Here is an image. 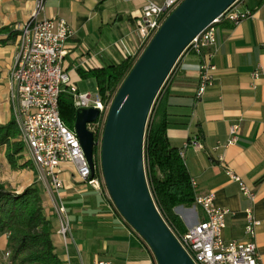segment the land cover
Returning <instances> with one entry per match:
<instances>
[{
	"label": "crops",
	"instance_id": "0c3cea01",
	"mask_svg": "<svg viewBox=\"0 0 264 264\" xmlns=\"http://www.w3.org/2000/svg\"><path fill=\"white\" fill-rule=\"evenodd\" d=\"M146 1L45 0L42 16L62 19L73 31V36L65 43L66 54L62 61L70 83L77 87L80 80L88 79L84 77L88 71L119 64L139 52L136 22ZM34 9L33 4L23 15H13L6 21L0 19V28L8 26L16 30L30 18ZM238 10L250 15L236 25L223 22L216 27L215 44L211 49L214 50L213 81L201 99H197L196 94L202 57L193 53L180 57L163 90L164 105L166 109L175 108L189 114V118L175 117L174 120L187 121V124L169 125L166 135L170 146L178 151L189 139L200 140L203 149L198 152L188 149L184 158L190 179L195 183V197L213 194L214 205L229 211L223 230L225 241L245 240V211L250 210L260 222L254 242L259 254L258 264H264V0H240ZM4 38L5 35L0 36V40ZM15 53V40L0 44V125L13 119L8 75ZM256 71L259 72L257 80L253 78ZM231 125H239V135L237 142L229 145ZM4 152L1 148L0 160L6 162ZM28 168L12 170L23 175ZM228 171L252 189L253 201L241 194ZM59 178L63 181L60 200L71 225V240L66 248L56 235L57 220L52 207L48 216L53 221L52 239L55 237L58 245L54 240L53 244L62 264L98 261L155 264L141 238L115 213L102 182L100 189L83 185L69 164L60 167ZM28 182L27 177L23 190L31 186ZM174 213L185 229L206 219L204 211L196 204L177 207ZM3 237L7 239L5 234Z\"/></svg>",
	"mask_w": 264,
	"mask_h": 264
},
{
	"label": "built area",
	"instance_id": "2783aa9c",
	"mask_svg": "<svg viewBox=\"0 0 264 264\" xmlns=\"http://www.w3.org/2000/svg\"><path fill=\"white\" fill-rule=\"evenodd\" d=\"M182 1L163 0L162 3H156L147 0L143 4L136 22L140 47L149 43L166 17ZM239 2L230 6L195 37L183 52L202 57L198 68L197 99L202 98L213 81L215 66L212 62L214 50L211 49L215 44L217 25L227 22L233 26L250 15L249 12L241 13L238 10ZM44 4L45 0H36L30 18L16 29V53L8 75V99L18 141L23 144L29 161L38 172V180L44 185L52 214L57 220L56 235L66 248L71 240V225L60 200L59 191L63 188V181L59 178L60 167L72 165L77 179L94 189H100L103 179L101 181L96 175L95 166L92 169L89 167L74 130L68 129L61 119L58 100L64 93L70 97L77 111L81 108L98 110L97 120L87 127L100 137L111 102L106 105L98 91L94 95L80 93L76 85L70 83L67 73L62 69V61L66 54L65 43L73 36V31L62 19L42 16ZM258 77L259 72H254L253 78L257 80ZM238 135L239 125H231L228 144L236 143ZM188 149L198 152L203 146L198 138L185 142L179 151L183 162ZM227 174L237 183L243 196L251 201L255 199L254 192L242 179L230 171ZM191 187L194 191L195 183L192 180ZM195 204L204 211L206 219L188 227L185 233L174 235L194 264H258L259 254L254 239L260 222L254 219L250 210L245 211V240L225 241L223 230L229 211L214 205L213 194L195 197ZM9 254L6 251L4 260L8 259ZM94 264L111 263L98 261Z\"/></svg>",
	"mask_w": 264,
	"mask_h": 264
},
{
	"label": "water",
	"instance_id": "95a60500",
	"mask_svg": "<svg viewBox=\"0 0 264 264\" xmlns=\"http://www.w3.org/2000/svg\"><path fill=\"white\" fill-rule=\"evenodd\" d=\"M238 0H183L164 20L109 106L100 141L87 125L99 112L77 111L74 132L89 167L99 165L109 199L150 250L155 264H194L169 229L150 193L143 159L144 134L153 102L190 42Z\"/></svg>",
	"mask_w": 264,
	"mask_h": 264
},
{
	"label": "trees",
	"instance_id": "16d2710c",
	"mask_svg": "<svg viewBox=\"0 0 264 264\" xmlns=\"http://www.w3.org/2000/svg\"><path fill=\"white\" fill-rule=\"evenodd\" d=\"M17 34L16 30L8 26L0 28V36L5 35L0 44L15 40ZM140 52L119 64L93 69L84 75L95 80L98 94L106 105L114 98ZM178 61L153 102L143 144L145 176L150 193L161 217L175 236L185 233L186 229L181 219L174 213V209L195 204V194L185 164L179 151L170 146L166 135L169 125L187 124V121L174 120L175 117L185 120L189 118V114L175 108L166 109L164 105L163 88ZM58 107L64 124L68 129L74 130L77 110L70 97L61 94ZM99 137V134L94 135L95 142H99ZM17 138L18 131L13 119L5 125H0V149H5L6 162L13 170L25 169L32 165L30 161L18 163L24 146ZM93 157L95 173L102 181L98 146L94 148ZM113 209L121 218L116 209L114 207ZM54 229L53 221L46 215L41 195L35 187H27L16 194L0 184V235L7 234V251L10 253L6 264H62L53 244ZM151 257L154 261L152 254Z\"/></svg>",
	"mask_w": 264,
	"mask_h": 264
},
{
	"label": "rangeland",
	"instance_id": "374dc122",
	"mask_svg": "<svg viewBox=\"0 0 264 264\" xmlns=\"http://www.w3.org/2000/svg\"><path fill=\"white\" fill-rule=\"evenodd\" d=\"M33 4L34 6H36V0H0V19H2V21H6V20H9V17H12L13 15L14 16H17L18 14L23 15L22 13H24V11H28L29 6ZM145 47L146 46L144 45L140 47V50H139L141 51L140 54L142 53ZM77 89L80 93H90L92 95H94L97 92V88H96V84L94 80L89 79V78L85 80H80V83H77ZM99 141H100V137H99ZM26 161H29V156L27 155L24 149V151L19 155L18 163H24ZM6 165H7L6 162H4L3 160L2 161L0 160V182L5 187V189L8 191L14 192L16 194H19L23 191V186L26 183L27 177L30 178V182L28 183L31 184V186L35 187L39 191L41 198H42V206L45 210L46 215L48 216L49 215L48 212L51 207L50 206L51 202L49 200V197L46 194L43 183L37 179L38 173L34 169V167L30 165L28 170L23 175H20L16 172H13V170L10 169V167L8 168V166ZM105 192L107 194L106 189H105ZM110 205L114 207L112 203ZM48 217L52 220L51 216H48ZM53 240L55 244L58 245L55 237H53ZM6 251H7V239L4 238L3 235H0V264H6L7 260H4V257H5L4 255Z\"/></svg>",
	"mask_w": 264,
	"mask_h": 264
}]
</instances>
